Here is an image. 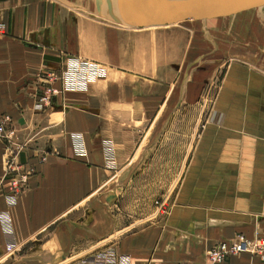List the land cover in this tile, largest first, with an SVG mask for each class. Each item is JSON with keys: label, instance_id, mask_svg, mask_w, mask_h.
Segmentation results:
<instances>
[{"label": "crops", "instance_id": "0c3cea01", "mask_svg": "<svg viewBox=\"0 0 264 264\" xmlns=\"http://www.w3.org/2000/svg\"><path fill=\"white\" fill-rule=\"evenodd\" d=\"M102 5L99 17L64 0L0 1V115L33 171L14 206L8 183L0 193L14 231L11 244L0 226V264H80L106 247L132 264H210L218 243L264 236V67L236 59L212 71L192 58V35L118 25ZM69 56L106 78L38 109Z\"/></svg>", "mask_w": 264, "mask_h": 264}, {"label": "built area", "instance_id": "2783aa9c", "mask_svg": "<svg viewBox=\"0 0 264 264\" xmlns=\"http://www.w3.org/2000/svg\"><path fill=\"white\" fill-rule=\"evenodd\" d=\"M107 68L93 61L83 59L78 56H69L64 61V69L61 72L60 90L50 89L47 94L40 99L38 109H42V104L48 103L51 95L64 94L67 92L83 93L96 82L106 78ZM12 120L7 115H0V144L6 143L4 154V175L0 178V193L3 191L4 183H8L9 193L5 195L7 205H15L19 195L28 188V180L33 171L17 163V158L22 149L12 147L11 138L14 132L9 130ZM73 151L78 156L87 155L85 140L82 134H72ZM107 148V146H105ZM45 158L42 159L44 161ZM0 226L4 237L12 244L14 231L12 218L9 212L0 213ZM7 246L8 254L15 253L14 248ZM248 254L264 262V236L247 238L240 234L229 241L220 242L207 253L210 264H219L231 256ZM80 264H132L130 256L119 253L114 247H106L97 251L91 258L82 261Z\"/></svg>", "mask_w": 264, "mask_h": 264}, {"label": "rangeland", "instance_id": "374dc122", "mask_svg": "<svg viewBox=\"0 0 264 264\" xmlns=\"http://www.w3.org/2000/svg\"><path fill=\"white\" fill-rule=\"evenodd\" d=\"M64 2L65 6H73L78 13H91L99 17L105 13L101 4L99 10L96 0H64ZM170 30H178V39H183L184 42L189 41L192 35L194 54L192 58L198 57L200 61L199 57L204 54L203 60L212 63L210 67L212 71L218 61L226 64L236 59H245L247 62L264 67V6L240 13L235 17L188 22ZM161 211L165 209L161 208Z\"/></svg>", "mask_w": 264, "mask_h": 264}, {"label": "water", "instance_id": "95a60500", "mask_svg": "<svg viewBox=\"0 0 264 264\" xmlns=\"http://www.w3.org/2000/svg\"><path fill=\"white\" fill-rule=\"evenodd\" d=\"M104 2L115 24L134 29L174 27L212 18L235 17L264 6V0H96L98 8Z\"/></svg>", "mask_w": 264, "mask_h": 264}, {"label": "bare ground", "instance_id": "6f19581e", "mask_svg": "<svg viewBox=\"0 0 264 264\" xmlns=\"http://www.w3.org/2000/svg\"><path fill=\"white\" fill-rule=\"evenodd\" d=\"M95 5V4H94ZM92 7V6H91ZM211 22V21H210ZM154 28H168V27H154ZM149 29H153V28H149ZM132 261V260H131Z\"/></svg>", "mask_w": 264, "mask_h": 264}]
</instances>
